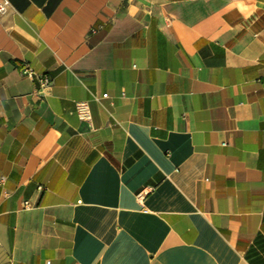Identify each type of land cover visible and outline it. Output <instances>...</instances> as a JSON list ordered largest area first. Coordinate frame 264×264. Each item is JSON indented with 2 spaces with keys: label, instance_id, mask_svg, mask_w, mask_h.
I'll use <instances>...</instances> for the list:
<instances>
[{
  "label": "crops",
  "instance_id": "1",
  "mask_svg": "<svg viewBox=\"0 0 264 264\" xmlns=\"http://www.w3.org/2000/svg\"><path fill=\"white\" fill-rule=\"evenodd\" d=\"M0 264H264V0H10Z\"/></svg>",
  "mask_w": 264,
  "mask_h": 264
},
{
  "label": "built area",
  "instance_id": "2",
  "mask_svg": "<svg viewBox=\"0 0 264 264\" xmlns=\"http://www.w3.org/2000/svg\"><path fill=\"white\" fill-rule=\"evenodd\" d=\"M10 7V0H0V14L6 12L8 10V8ZM21 72L29 77V78H35L38 80L39 82V88L37 90H35L36 93H42L43 89H46V88H49L51 85H52V80L44 75V74H38L36 73L32 67H30L28 64H23L22 67H21ZM108 97V94L107 93H103L101 95L100 98H97L95 96H93V98L98 101L100 103V100L102 98H106ZM78 109L81 110V118L83 119H88L89 116L88 114H85L83 111V109L81 108V106L79 105L78 106ZM39 188H42V187H39ZM141 197V196H139Z\"/></svg>",
  "mask_w": 264,
  "mask_h": 264
}]
</instances>
